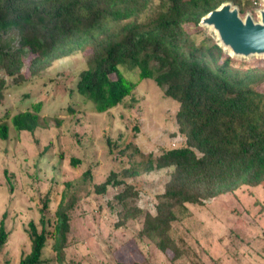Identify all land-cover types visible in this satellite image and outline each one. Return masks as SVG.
Segmentation results:
<instances>
[{"label": "trees", "instance_id": "obj_1", "mask_svg": "<svg viewBox=\"0 0 264 264\" xmlns=\"http://www.w3.org/2000/svg\"><path fill=\"white\" fill-rule=\"evenodd\" d=\"M226 0H0V32L18 29L16 46L0 47V105L5 89H18L58 58L80 51L86 66L69 97L78 94L99 114L119 105L139 81L151 79L178 102L176 122L185 145L149 154L144 171L170 169L154 213L137 205L138 191L114 170L93 182L90 168L64 182L52 219L46 196L39 219L29 221L28 252L18 264H46L43 249L53 238L56 264H68L74 208L83 193L121 186L108 202L116 226L139 219L134 241L151 244L169 264H204L176 226L191 216L189 205L232 192L242 185L264 187V58L231 57L199 21ZM241 14L258 0H231ZM124 71L136 73L137 78ZM43 102H28L0 116V139L14 130L33 133ZM69 112H73L69 108ZM80 159L71 156L77 168ZM53 228L50 230L49 226ZM8 232L0 222V253ZM130 264H154L139 252ZM125 262L118 261L117 264Z\"/></svg>", "mask_w": 264, "mask_h": 264}, {"label": "rangeland", "instance_id": "obj_2", "mask_svg": "<svg viewBox=\"0 0 264 264\" xmlns=\"http://www.w3.org/2000/svg\"><path fill=\"white\" fill-rule=\"evenodd\" d=\"M260 6L258 0L256 8ZM18 32H0V47L16 46ZM86 65L85 55L77 51L55 59L18 89L4 91L0 116L7 109L13 115L29 101H42L43 106L40 126L33 133L14 130L7 119L8 138L0 139V222L3 219L8 232L0 264H18L21 254L29 251L25 230L29 221L38 223L40 200L48 196L52 219L64 182L79 179L86 168L93 182L116 171L137 189V205L154 213L170 169L144 171L143 162L149 154L185 145L176 122L178 102L165 97L151 79L139 81L129 96L104 113H93L78 94L69 97ZM124 73L137 78L136 73ZM71 156L80 159L77 168L71 166ZM120 188L81 195L71 213L68 264H130L141 259L139 252L154 264H169L153 245L134 241L139 219L116 226L117 214L108 202ZM189 208L191 216L176 226V233L204 264H264V187L242 185ZM51 224L50 230L53 220ZM53 242L49 238L43 249L46 264H56Z\"/></svg>", "mask_w": 264, "mask_h": 264}, {"label": "water", "instance_id": "obj_3", "mask_svg": "<svg viewBox=\"0 0 264 264\" xmlns=\"http://www.w3.org/2000/svg\"><path fill=\"white\" fill-rule=\"evenodd\" d=\"M254 13L241 14L231 0L222 2L199 21V26L211 35L231 57L264 58V0Z\"/></svg>", "mask_w": 264, "mask_h": 264}]
</instances>
